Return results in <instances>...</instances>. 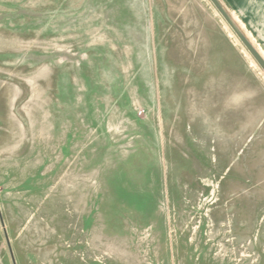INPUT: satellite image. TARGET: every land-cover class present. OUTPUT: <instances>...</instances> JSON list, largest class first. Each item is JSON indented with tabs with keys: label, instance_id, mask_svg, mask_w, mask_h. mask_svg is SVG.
<instances>
[{
	"label": "rangeland",
	"instance_id": "1",
	"mask_svg": "<svg viewBox=\"0 0 264 264\" xmlns=\"http://www.w3.org/2000/svg\"><path fill=\"white\" fill-rule=\"evenodd\" d=\"M0 264H264V68L212 0H0Z\"/></svg>",
	"mask_w": 264,
	"mask_h": 264
},
{
	"label": "water",
	"instance_id": "2",
	"mask_svg": "<svg viewBox=\"0 0 264 264\" xmlns=\"http://www.w3.org/2000/svg\"><path fill=\"white\" fill-rule=\"evenodd\" d=\"M212 1L216 5V7L219 9V11L222 13V15L225 17V19L227 20V22L231 25V27L235 30V32L241 38V40L245 43V45L248 47V49L251 51V53L254 55V57L257 59V61L264 68V57H263V55L253 45V43L247 38V36L245 35V33L241 30V28L235 22L234 18L229 13V11L225 7V5L221 2V0H212Z\"/></svg>",
	"mask_w": 264,
	"mask_h": 264
},
{
	"label": "bare ground",
	"instance_id": "3",
	"mask_svg": "<svg viewBox=\"0 0 264 264\" xmlns=\"http://www.w3.org/2000/svg\"><path fill=\"white\" fill-rule=\"evenodd\" d=\"M264 57V56H263Z\"/></svg>",
	"mask_w": 264,
	"mask_h": 264
}]
</instances>
